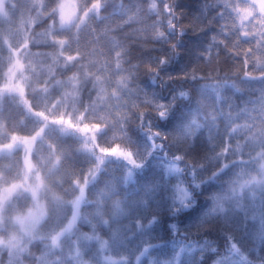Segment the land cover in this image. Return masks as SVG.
Returning a JSON list of instances; mask_svg holds the SVG:
<instances>
[{"label":"clouds","instance_id":"9594fccd","mask_svg":"<svg viewBox=\"0 0 264 264\" xmlns=\"http://www.w3.org/2000/svg\"><path fill=\"white\" fill-rule=\"evenodd\" d=\"M63 3L0 5V264H264V0Z\"/></svg>","mask_w":264,"mask_h":264},{"label":"snow or ice","instance_id":"6c2138e0","mask_svg":"<svg viewBox=\"0 0 264 264\" xmlns=\"http://www.w3.org/2000/svg\"><path fill=\"white\" fill-rule=\"evenodd\" d=\"M61 17L64 20L65 23H70L74 16H75V12L72 6V0H64V3L61 5ZM219 39L217 37H213V43L211 45H209L208 48V54H211L214 49L215 46L219 43ZM119 46V45H117ZM255 54H256V59L257 62H264V45H261L260 47L254 48L253 49ZM19 64V62H17V65ZM22 67V66H21ZM70 127H72L70 125ZM81 131L87 132L88 129L87 128H83L81 129ZM112 155H119L123 158H125L126 160H128L130 163L132 164H136V161H134L131 157V155L129 153L126 152H122L119 149H113ZM16 190V186L13 185L11 187H5V188H0V204H3L5 202H7L8 200L11 199L13 193ZM42 214H43V210L40 209L39 210V214L38 212H29L27 215H17L15 217V222L19 225H21L22 227L28 226V227H32L34 228L39 222L40 219L42 218Z\"/></svg>","mask_w":264,"mask_h":264},{"label":"rangeland","instance_id":"374dc122","mask_svg":"<svg viewBox=\"0 0 264 264\" xmlns=\"http://www.w3.org/2000/svg\"><path fill=\"white\" fill-rule=\"evenodd\" d=\"M27 2L28 0H13V3L21 4V5ZM3 3H4V0H0V5H3ZM6 15H7V11L3 7H0V25L4 23V18Z\"/></svg>","mask_w":264,"mask_h":264},{"label":"trees","instance_id":"16d2710c","mask_svg":"<svg viewBox=\"0 0 264 264\" xmlns=\"http://www.w3.org/2000/svg\"><path fill=\"white\" fill-rule=\"evenodd\" d=\"M221 55H223V51L221 50ZM239 102V101H238Z\"/></svg>","mask_w":264,"mask_h":264}]
</instances>
